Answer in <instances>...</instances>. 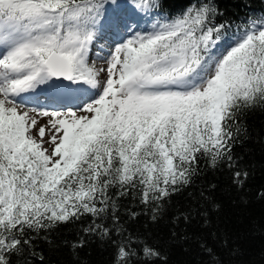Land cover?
I'll return each instance as SVG.
<instances>
[{
  "label": "snow or ice",
  "instance_id": "snow-or-ice-1",
  "mask_svg": "<svg viewBox=\"0 0 264 264\" xmlns=\"http://www.w3.org/2000/svg\"><path fill=\"white\" fill-rule=\"evenodd\" d=\"M127 7L0 0V264H32L29 233L85 214L102 219L118 197L158 212L193 183L201 157L239 167L231 152L247 132L241 117L264 107V15L230 33L216 22L218 0H134L147 25L130 22ZM105 28L118 38L90 60ZM247 176L235 171L234 185ZM208 211L197 213L205 226ZM85 231L109 234L101 223ZM199 246L221 264L206 241ZM133 255L120 246L117 264Z\"/></svg>",
  "mask_w": 264,
  "mask_h": 264
},
{
  "label": "trees",
  "instance_id": "trees-1",
  "mask_svg": "<svg viewBox=\"0 0 264 264\" xmlns=\"http://www.w3.org/2000/svg\"><path fill=\"white\" fill-rule=\"evenodd\" d=\"M218 2L224 6V17L216 22L230 24V33L248 17L264 15V0ZM169 3L178 5L187 0ZM241 121L247 132L231 152L238 168L229 167L227 161L212 167L207 157H201L193 183L166 198L158 212L140 203L139 197H118L116 209L102 219L85 214L47 233H29L36 252L32 264H117L120 246L135 252L128 264H211L200 241L215 250V260L221 264H264V107L246 111ZM237 170L248 172L242 188L233 183ZM210 202L219 207L211 210ZM205 209H209L208 226L197 214ZM189 215L190 219L183 218ZM93 223L106 226L108 236L86 232ZM222 238L229 241L227 246ZM80 241L82 247H72ZM146 245L158 249L161 256L144 255Z\"/></svg>",
  "mask_w": 264,
  "mask_h": 264
},
{
  "label": "rangeland",
  "instance_id": "rangeland-1",
  "mask_svg": "<svg viewBox=\"0 0 264 264\" xmlns=\"http://www.w3.org/2000/svg\"><path fill=\"white\" fill-rule=\"evenodd\" d=\"M149 23V21H147V20H143L142 21V24L143 25H147ZM104 39V40H103ZM110 40V38H107V37H105L104 35L102 36V38H101V40H100V42H99V44H97V45H94L93 46V52L92 53H90V54H94L97 50H98V48L100 47V45H102V46H108V41ZM96 58H92V59H90V60H95ZM105 65H103L102 64V62H99V61H97V67H104ZM38 119L41 121V122H43V121H45V120H47L48 119V117H42V118H39L38 117ZM45 139H47V136L45 137ZM46 146V145H45Z\"/></svg>",
  "mask_w": 264,
  "mask_h": 264
},
{
  "label": "bare ground",
  "instance_id": "bare-ground-1",
  "mask_svg": "<svg viewBox=\"0 0 264 264\" xmlns=\"http://www.w3.org/2000/svg\"><path fill=\"white\" fill-rule=\"evenodd\" d=\"M103 23V22H102ZM104 40V39H103ZM101 46V45H100Z\"/></svg>",
  "mask_w": 264,
  "mask_h": 264
}]
</instances>
